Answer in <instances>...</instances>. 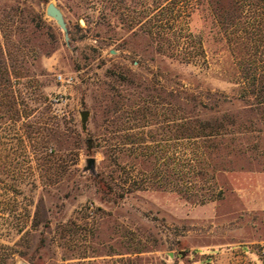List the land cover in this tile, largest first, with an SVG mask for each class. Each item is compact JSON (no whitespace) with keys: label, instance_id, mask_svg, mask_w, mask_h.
Listing matches in <instances>:
<instances>
[{"label":"rangeland","instance_id":"obj_1","mask_svg":"<svg viewBox=\"0 0 264 264\" xmlns=\"http://www.w3.org/2000/svg\"><path fill=\"white\" fill-rule=\"evenodd\" d=\"M49 3L62 10L69 43L46 14ZM91 21L74 1L0 0V43L5 58L14 56L8 78L29 112L16 123L0 115V264H192L198 250L233 244L264 264L263 125L238 135L220 162V200L194 204L156 185H125L126 172L139 175L150 163L123 143L144 132L163 144L185 88L223 93L230 102L220 113L243 117L234 57L217 29L193 16L208 59L196 66L157 52L146 34ZM171 89L181 96L172 106Z\"/></svg>","mask_w":264,"mask_h":264},{"label":"trees","instance_id":"obj_2","mask_svg":"<svg viewBox=\"0 0 264 264\" xmlns=\"http://www.w3.org/2000/svg\"><path fill=\"white\" fill-rule=\"evenodd\" d=\"M70 1L87 23L97 18L108 27L121 25L135 35L146 34L157 52L184 64H208L204 36L191 28L193 16L203 14L217 29L234 57L238 98L245 103L243 117L220 113V107L230 102L223 93L206 90L192 95L185 88L181 97L171 89L168 104L172 106L178 97L183 103L179 122L167 132L164 143L153 145L157 141H147L148 135L141 132L128 136L123 145H131L135 158L150 163V169L139 175L126 172L128 192L156 185L194 204L222 199L224 192L216 182L220 162L235 152L231 145L238 135L260 132L264 126V0ZM3 54L0 43V115L16 123L29 112L21 113L8 78L14 56L10 50L8 58ZM205 111L221 115L208 119L202 115ZM149 136L154 137L152 132Z\"/></svg>","mask_w":264,"mask_h":264},{"label":"crops","instance_id":"obj_3","mask_svg":"<svg viewBox=\"0 0 264 264\" xmlns=\"http://www.w3.org/2000/svg\"><path fill=\"white\" fill-rule=\"evenodd\" d=\"M206 252L197 254V252ZM199 258L192 264H263L251 247L233 244L224 248L208 247L195 252Z\"/></svg>","mask_w":264,"mask_h":264},{"label":"water","instance_id":"obj_4","mask_svg":"<svg viewBox=\"0 0 264 264\" xmlns=\"http://www.w3.org/2000/svg\"><path fill=\"white\" fill-rule=\"evenodd\" d=\"M46 14H47V16H49L50 18L55 20V22L57 23L59 28L64 33L65 41L67 43H69V40H70L69 30H68L67 23L65 21L62 10L57 5H55L54 3H49L47 8H46ZM112 53H114V51H112ZM80 116H81L82 129H83V131H85L87 129V121L89 118V112L86 110L82 111L80 113ZM20 264H26V263H20Z\"/></svg>","mask_w":264,"mask_h":264},{"label":"built area","instance_id":"obj_5","mask_svg":"<svg viewBox=\"0 0 264 264\" xmlns=\"http://www.w3.org/2000/svg\"><path fill=\"white\" fill-rule=\"evenodd\" d=\"M58 80L62 81V77L59 76V77H58ZM262 258H263V260H264V250H262Z\"/></svg>","mask_w":264,"mask_h":264}]
</instances>
